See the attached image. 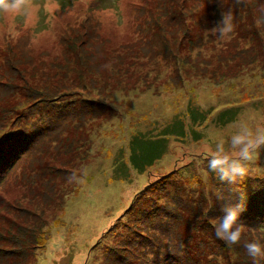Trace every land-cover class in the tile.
<instances>
[{
  "label": "rangeland",
  "instance_id": "1",
  "mask_svg": "<svg viewBox=\"0 0 264 264\" xmlns=\"http://www.w3.org/2000/svg\"><path fill=\"white\" fill-rule=\"evenodd\" d=\"M229 10L230 37H206ZM178 119L186 136L137 173L131 138ZM241 122L264 125V0H27L0 14V264H254L264 150L238 187L205 159ZM241 196L250 225L229 245L214 224Z\"/></svg>",
  "mask_w": 264,
  "mask_h": 264
},
{
  "label": "clouds",
  "instance_id": "2",
  "mask_svg": "<svg viewBox=\"0 0 264 264\" xmlns=\"http://www.w3.org/2000/svg\"><path fill=\"white\" fill-rule=\"evenodd\" d=\"M239 2L240 0H236V3ZM26 4L27 0H0V14L15 15L22 11ZM235 27L234 17L229 10L222 13L221 19L205 36L210 34L217 39H224L230 37ZM262 150H264V125L253 127L246 122H241L227 138L217 139L215 150H209L205 157L207 171L215 174L220 184L238 187L253 171L252 165L259 158ZM213 195L217 200L224 199L218 187L213 189ZM243 199L244 197L241 196L239 203L224 204L221 208L222 215L216 218L215 235L226 244H239L244 232L248 229L240 219L244 211ZM244 247L254 264L264 261V243L255 240L246 242Z\"/></svg>",
  "mask_w": 264,
  "mask_h": 264
},
{
  "label": "trees",
  "instance_id": "3",
  "mask_svg": "<svg viewBox=\"0 0 264 264\" xmlns=\"http://www.w3.org/2000/svg\"><path fill=\"white\" fill-rule=\"evenodd\" d=\"M189 118L192 124L200 123L205 121L206 113L196 109H190ZM237 115L236 111L233 109H226L221 111L216 116L215 122L220 126H225L233 122L235 116ZM185 124L182 120H175L168 127H166L162 133V137L158 139H144L142 137H132L129 142V157L128 163L130 166L137 171V173L142 174L146 168L151 167L156 161L160 160L167 151V139L166 136H176L183 138L186 136ZM188 134L196 140H199V135L192 129H188ZM8 156H0V166L4 163L3 160ZM127 176V166L125 163L117 164L113 169V175ZM123 178V177H122ZM248 220L244 221V224L249 226L247 223ZM250 223H252L250 221Z\"/></svg>",
  "mask_w": 264,
  "mask_h": 264
}]
</instances>
